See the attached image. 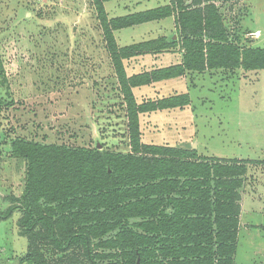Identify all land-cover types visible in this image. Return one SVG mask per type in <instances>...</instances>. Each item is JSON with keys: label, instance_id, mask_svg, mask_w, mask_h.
<instances>
[{"label": "trees", "instance_id": "16d2710c", "mask_svg": "<svg viewBox=\"0 0 264 264\" xmlns=\"http://www.w3.org/2000/svg\"><path fill=\"white\" fill-rule=\"evenodd\" d=\"M110 1L90 0L124 106L126 150L14 138L11 154L24 161V188L18 203L0 210V221L22 211L24 264H50L41 244L63 256L78 250L60 264H232L245 164L203 157L191 147L143 143L140 114L181 108L189 96L138 102L133 89L187 71H258L264 48L237 45L217 7L223 0H168L117 16L106 10ZM165 18L173 19L174 38L118 44L117 31ZM163 50L180 52V61L127 73L125 59Z\"/></svg>", "mask_w": 264, "mask_h": 264}, {"label": "rangeland", "instance_id": "374dc122", "mask_svg": "<svg viewBox=\"0 0 264 264\" xmlns=\"http://www.w3.org/2000/svg\"><path fill=\"white\" fill-rule=\"evenodd\" d=\"M223 1L217 7L231 37H238L237 45L252 46L253 41L264 48V0H248V9L245 0ZM164 2L168 0H115L105 7L117 16ZM157 36L175 37L172 18L116 32L120 46ZM102 45L90 0H0V210L18 203L24 188V161L11 154L14 138L126 150L124 106ZM172 51L129 57L124 60L127 73L175 63L179 57ZM133 91L138 102L188 94L189 103L181 108L141 113V140L200 143V156L244 163L251 172L244 217L264 226V69L185 72ZM250 208L256 211L248 214ZM21 215L15 209L0 221V264H24L20 258L28 242L18 225ZM239 234V264H249L248 257H264V229L245 233L241 228ZM41 249L50 264L78 255L77 249L67 256L46 244Z\"/></svg>", "mask_w": 264, "mask_h": 264}, {"label": "crops", "instance_id": "0c3cea01", "mask_svg": "<svg viewBox=\"0 0 264 264\" xmlns=\"http://www.w3.org/2000/svg\"><path fill=\"white\" fill-rule=\"evenodd\" d=\"M250 2H248V0H245V6L247 7V9H248V4H249ZM246 9V10H247ZM247 13H248V11H247ZM246 18V17H245ZM165 19H167V18H165ZM165 19H163V20H165ZM159 21H162V20H159ZM153 22H157V21H153ZM245 22V21H244ZM149 23V22H148ZM244 26L247 28V31L249 32V34L251 35V40L252 39H254L253 38V33H252V30H250L245 24H244ZM252 43V47H255L254 45H253V41L251 42ZM172 52H176L177 53V56L179 57L178 58V60L177 61H175V63H177V62H179L180 61V59H181V53L180 52H177V51H172ZM161 54V53H160ZM171 64H173V63H171ZM167 65H170V64H166V65H159V66H151V67H147V68H145V69H142V70H146V69H150V68H154V67H163V66H167ZM142 70H140V71H142ZM139 72V71H138ZM187 72H196V71H187ZM197 73V72H196ZM179 78V77H178ZM175 79V78H174ZM169 80H172V79H169ZM169 80H165V81H169ZM162 82V81H161ZM157 83V82H156ZM140 117V116H139ZM143 142V141H142ZM143 143H145V142H143ZM150 144H155V143H150ZM163 145H170V146H179V147H185V148H187V147H191V148H194L196 151H197V153H198V155H200V153H199V147H200V143L199 144H192V145H190V144H186V145H172V144H167V143H162ZM162 144H159V145H162ZM245 167L247 168V171H246V174H245V177H244V179H243V182H242V186L238 189V192H239V194H240V200H239V205H240V210H239V214H238V225H237V234H236V239H235V253L233 254V257H232V264H239L238 263V259L237 258H239V257H236V252H237V249H238V242H239V238H240V234H239V232H240V230H241V228H243L244 230H245V233L246 232H249V231H252L253 229H255L256 230V228H260V229H264V226L262 225V224H258V222H256V223H253L252 221H250L248 218V220L247 219H245V217H244V211H243V207H242V204H243V198H244V195H245V187H246V185L249 183V181H250V179H249V176H250V174H251V172H250V169H248V167L245 165ZM248 170H249V172H248ZM248 179V180H247ZM168 211H169V209H168ZM256 210H254L253 208H250L249 210H248V214L249 213H253V212H255ZM244 260H245V258L244 257H242ZM259 258V260L258 261H256L255 260V257H248V261H249V264H264V257H258ZM138 263V262H137ZM136 263V264H137ZM240 264H242V263H240Z\"/></svg>", "mask_w": 264, "mask_h": 264}, {"label": "built area", "instance_id": "2783aa9c", "mask_svg": "<svg viewBox=\"0 0 264 264\" xmlns=\"http://www.w3.org/2000/svg\"><path fill=\"white\" fill-rule=\"evenodd\" d=\"M219 2H220V1H219ZM219 2H218V3H219ZM221 3H224V1H221L220 4H221ZM231 28H234V26H231Z\"/></svg>", "mask_w": 264, "mask_h": 264}, {"label": "water", "instance_id": "95a60500", "mask_svg": "<svg viewBox=\"0 0 264 264\" xmlns=\"http://www.w3.org/2000/svg\"><path fill=\"white\" fill-rule=\"evenodd\" d=\"M138 264V263H137Z\"/></svg>", "mask_w": 264, "mask_h": 264}]
</instances>
